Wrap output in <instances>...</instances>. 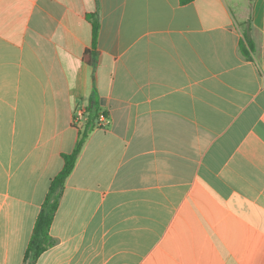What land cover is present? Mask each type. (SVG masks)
<instances>
[{
	"label": "crops",
	"instance_id": "1",
	"mask_svg": "<svg viewBox=\"0 0 264 264\" xmlns=\"http://www.w3.org/2000/svg\"><path fill=\"white\" fill-rule=\"evenodd\" d=\"M81 105L108 123L34 264H264V0H0V264H25Z\"/></svg>",
	"mask_w": 264,
	"mask_h": 264
},
{
	"label": "trees",
	"instance_id": "2",
	"mask_svg": "<svg viewBox=\"0 0 264 264\" xmlns=\"http://www.w3.org/2000/svg\"><path fill=\"white\" fill-rule=\"evenodd\" d=\"M193 0H180L182 4H186ZM92 22V50L87 51V57H94L97 54L96 42L98 35V21L95 16L91 17ZM249 23V22H248ZM254 50L253 41L247 32L244 33V41L240 43V51L246 58L250 57V53ZM87 110V109H86ZM98 107L88 108L87 117L83 126L79 129V135L73 150L64 153L63 167L58 174L53 177L50 182L48 193L41 205L40 212L36 218L31 237L29 239L27 249L25 251V264H34L38 257L47 249L55 244V239L50 234V226L57 210L59 199L67 177L73 171L77 158L83 148V145L90 132L95 127L96 119L99 115Z\"/></svg>",
	"mask_w": 264,
	"mask_h": 264
},
{
	"label": "built area",
	"instance_id": "3",
	"mask_svg": "<svg viewBox=\"0 0 264 264\" xmlns=\"http://www.w3.org/2000/svg\"><path fill=\"white\" fill-rule=\"evenodd\" d=\"M87 112L86 109L81 105L76 108L73 123L77 128H81L86 120ZM108 119L104 113L100 112L98 118L96 119L95 126L96 127H103L107 125Z\"/></svg>",
	"mask_w": 264,
	"mask_h": 264
}]
</instances>
